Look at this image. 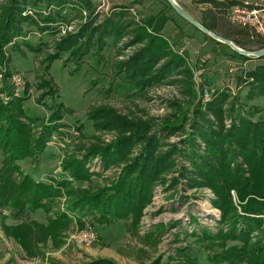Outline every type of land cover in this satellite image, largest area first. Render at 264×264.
<instances>
[{
  "label": "rangeland",
  "instance_id": "obj_1",
  "mask_svg": "<svg viewBox=\"0 0 264 264\" xmlns=\"http://www.w3.org/2000/svg\"><path fill=\"white\" fill-rule=\"evenodd\" d=\"M68 1L61 4L63 10L55 4L25 6L26 16L40 11L48 17L60 11L65 22L49 25L44 32L40 27L45 25L29 22L23 25V34L0 53L1 90L10 92L15 75L24 84L18 97L0 101L6 105L21 100L20 118L25 124L28 118L39 119L29 124L33 136L44 135L43 126L51 125L43 152L15 163L21 178L61 188V195L52 197L56 205L51 211L38 209L32 219L47 224L63 218L67 223L50 224L52 236L41 247L42 257L28 258L15 239L3 234L2 224L17 222L10 218L8 208L0 209V264H84L96 259L114 264H238L224 255L240 243L221 236L230 231L234 219L240 228L248 217L262 221L259 228L252 227L251 236L258 240L264 230V213L244 214L242 206L251 200L264 202V186L252 180L241 158L233 157L232 171L239 168L247 180L228 190L229 198L223 200L220 189L209 187L223 175L214 178V171H197L195 164L202 167V158H209L211 144L204 140L210 130L220 131L218 112L210 109L220 96H228L222 108L223 132L236 125L240 116L252 124L264 122V71L254 82L251 74L257 73L239 74L235 66L227 65L219 74L192 64L184 55L166 66L165 60H176V55L166 41L147 38L140 20L130 21L131 31L126 32L124 24L113 28L112 20H104L105 11L100 9L106 8L107 0H86L89 8L81 0ZM164 2L166 10H172ZM7 3L0 0V7ZM231 7L217 15L216 31L246 50H258L262 38L227 20ZM108 31L112 36L106 35ZM70 36L74 38L66 42ZM208 38L214 51L234 56ZM158 44L160 56L166 58L153 66L148 57L154 53L147 48ZM230 105L236 118L230 116ZM57 114L61 119L49 123ZM192 143L193 152L189 150ZM3 159L0 149V167ZM79 172H86L85 177H75ZM65 180L70 182V195L65 194L67 184L60 187L58 183ZM117 184H122L121 195L129 192L138 202L131 212L128 209L120 217L103 221L94 210H84L87 200L81 203L83 209L70 210V203L83 195L100 190L109 193ZM85 232L92 233L95 241L79 246L76 239ZM260 258L264 260V251Z\"/></svg>",
  "mask_w": 264,
  "mask_h": 264
},
{
  "label": "trees",
  "instance_id": "obj_2",
  "mask_svg": "<svg viewBox=\"0 0 264 264\" xmlns=\"http://www.w3.org/2000/svg\"><path fill=\"white\" fill-rule=\"evenodd\" d=\"M65 2L69 1L66 0ZM65 2L63 0H8L7 4H3L0 7V53L1 48L10 43L14 37L23 34V25H27L29 22L33 23L34 26H38V24L45 25L40 27V30L43 32L50 28L49 25L57 22H65L63 19L64 17L60 15V11L53 15L49 14L48 17L41 16L40 11H33V16L31 17L26 16L27 14H24L25 6L27 7L28 4H30L29 6L34 7L40 3H45L47 5L55 4V8L63 7L61 9L63 10L65 5L61 6V4ZM81 3L87 8L90 7V3L86 0H81ZM204 3H208L213 10H219L218 5L214 2L209 1ZM202 25L216 35L231 41L237 47L245 49L240 42L232 40L228 36L217 32L215 24L209 26L203 23ZM54 32H56V28ZM73 38L74 36H70L69 38H66L65 41L67 42ZM209 40L212 41L211 39ZM213 42L216 44L215 41ZM63 45L64 44H59L58 47H62ZM162 45L164 46L165 44ZM258 45L259 49L264 48V39H261V42H259ZM159 46L160 45L158 44L154 50H152V46L151 48H148L151 50L152 54L154 53L151 58L148 57L153 66L158 64L159 60H161L160 58L165 57L160 56ZM233 55L242 60H258L241 57L235 53H233ZM137 58L140 59L141 57L137 56ZM177 60L176 56V60L166 61L165 65L167 66L171 63H176ZM259 71H264V68H259ZM251 75H253V80L255 82V79L258 78V73L257 75ZM250 79H252V77H250ZM250 94H253L251 90L248 91L249 96ZM227 98L228 96L222 95L215 104L210 106L211 111H215L214 113L218 112L216 113V118L220 119L219 122L221 123V127H219V132L210 130L209 137L204 140L211 144L209 158H202V167L196 165L193 161L197 171L198 169L201 171H207V169L209 171H214V178L223 175V179L219 183L215 182L216 184L212 183L209 186L212 189H220L221 193L219 196H221V199L223 200L229 198L228 193L230 190L236 189L241 181L243 182L247 180L241 176L239 168L235 172L232 171L233 166H231L230 160L233 157L241 158L243 164L250 168L252 180H255L256 183L261 182L264 186V179L260 181L261 177H264V122L259 121L256 124H252L248 118L240 116L236 125L233 124L228 132H223L222 121L224 116L222 108ZM20 101L21 100H16L11 104L6 105L0 101V149L4 154L2 166L0 167V209L8 208L10 211V218L17 222L15 225L2 224L1 229L6 237L13 238L20 244L26 257L40 258L42 257L41 247L45 244L46 240L52 236L50 224L53 226L55 224H61L60 221L67 223V220L64 221L63 218H57L54 222L42 224L32 219L33 213L38 209H43L47 212L51 211L52 207L56 205L52 200V197L54 195L55 197L59 194L61 195V188H51L45 184H34L25 178H21L19 168L15 164L16 161L24 157L35 159V157H38L43 152L46 134L49 132V127L51 125L43 126L44 135L33 136L29 124H33L39 119L35 117L28 118L29 124H25L20 118L23 114L20 108ZM229 111L231 112L230 116H233L234 118L237 117L235 116V110L232 105H230ZM54 117L55 118H50L49 123L52 122L51 120L59 118V114ZM60 119L61 117L57 120ZM151 142H153L152 139ZM186 148H188V146H186ZM193 149L194 144L192 143L191 149L189 150L193 152ZM175 151L177 152V150ZM183 156H186V154ZM85 173L86 172H79V174L73 175L78 177V175L81 174L85 177ZM206 174L207 173H205V175ZM58 183H60V187L61 185L67 184L65 187V194H71L72 189L68 188L70 182L65 180ZM58 189L59 192H56ZM121 189L122 184H117L112 186V191L109 193L101 192V190L96 193L89 192V196L83 195L78 200L71 202L70 204L72 205L70 210H73L76 207L83 209L81 203L82 201L87 200V207H84V210H94V214L96 213V216L103 221H109L120 217L124 215L128 209H130L129 211L131 212L132 207L138 204L136 200H133V195L129 192H125L121 195ZM214 191L217 192V190ZM74 193H76L75 190ZM241 200L243 201L244 198H241ZM255 202L251 200L243 205L242 212L244 214L253 215L264 213V202ZM60 216L62 217L63 215ZM243 220V226L237 228L238 221L234 219L230 224V231L224 236H221L225 240L231 239L240 243L239 246L234 245L230 250H226L224 258L233 259L238 262V264H264V260L260 258L261 252L264 251V246L261 245V241H264V230L258 235L257 241H254L251 236L253 230L252 227L256 226V228H259L262 221L248 217H244ZM258 257L260 260H258ZM84 264L114 263L108 259H96Z\"/></svg>",
  "mask_w": 264,
  "mask_h": 264
},
{
  "label": "crops",
  "instance_id": "obj_3",
  "mask_svg": "<svg viewBox=\"0 0 264 264\" xmlns=\"http://www.w3.org/2000/svg\"><path fill=\"white\" fill-rule=\"evenodd\" d=\"M174 1L195 21L209 26L212 24L217 26V23H214L217 22V15L223 13L224 9L226 10V8L233 6V4L247 3L264 7V0ZM209 1L216 3L219 10H213L208 3H204ZM107 2L106 8H101L100 11L101 13L105 11L106 18L104 20H112L113 28L114 24H116L115 27H117V23H121L125 25L124 31L130 32V21L137 22L140 20V27L143 29L142 32H147V38L151 37L152 40L159 38L163 40L162 43L166 41L167 45L176 56L184 55L186 60L192 64H197L200 67L204 65L206 69L212 72H218L219 74L227 65L235 66L234 70H237L236 73L239 74L242 71L259 74L261 73L259 68H264V59L242 60L235 56H222L220 50L214 51L213 46L206 42L204 34L199 33L198 30L175 15L172 10H166L165 7H167V4L164 0H107ZM108 9H110L112 13L107 15ZM206 16L210 18V20L206 19ZM106 35L112 36L109 31ZM147 51L150 52L151 50L147 48ZM168 61L170 60H167V62ZM249 81L251 82V80Z\"/></svg>",
  "mask_w": 264,
  "mask_h": 264
},
{
  "label": "built area",
  "instance_id": "obj_4",
  "mask_svg": "<svg viewBox=\"0 0 264 264\" xmlns=\"http://www.w3.org/2000/svg\"><path fill=\"white\" fill-rule=\"evenodd\" d=\"M227 20L241 27L250 28L257 37L264 39V7L250 4H239L232 6L227 14ZM63 24H59L62 26ZM2 76L0 75V90L3 88ZM22 79L19 76H13L10 92L0 91V99L6 101L8 97H18L23 87ZM95 241V237L90 232H85L77 237L76 242L79 246H89Z\"/></svg>",
  "mask_w": 264,
  "mask_h": 264
},
{
  "label": "water",
  "instance_id": "obj_5",
  "mask_svg": "<svg viewBox=\"0 0 264 264\" xmlns=\"http://www.w3.org/2000/svg\"><path fill=\"white\" fill-rule=\"evenodd\" d=\"M172 10L175 12L177 16H179L182 20L186 23L191 25L193 28L208 36L211 40L220 43L231 50L233 53L245 57V58H252V59H261L264 58V48L258 50H245L242 48L237 47L231 41L224 39L215 33L207 30L202 24L195 21L190 15H188L174 0H165Z\"/></svg>",
  "mask_w": 264,
  "mask_h": 264
}]
</instances>
